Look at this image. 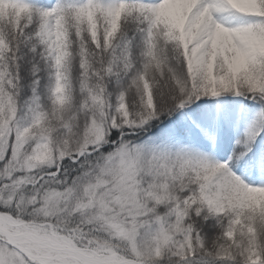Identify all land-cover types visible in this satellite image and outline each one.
Here are the masks:
<instances>
[{
	"label": "snow or ice",
	"instance_id": "6c2138e0",
	"mask_svg": "<svg viewBox=\"0 0 264 264\" xmlns=\"http://www.w3.org/2000/svg\"><path fill=\"white\" fill-rule=\"evenodd\" d=\"M0 264H264V0H0Z\"/></svg>",
	"mask_w": 264,
	"mask_h": 264
}]
</instances>
